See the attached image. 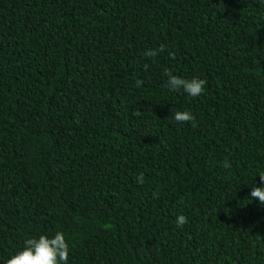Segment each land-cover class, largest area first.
<instances>
[{"label": "trees", "instance_id": "obj_1", "mask_svg": "<svg viewBox=\"0 0 264 264\" xmlns=\"http://www.w3.org/2000/svg\"><path fill=\"white\" fill-rule=\"evenodd\" d=\"M262 171L264 0H0V264H264Z\"/></svg>", "mask_w": 264, "mask_h": 264}, {"label": "clouds", "instance_id": "obj_2", "mask_svg": "<svg viewBox=\"0 0 264 264\" xmlns=\"http://www.w3.org/2000/svg\"><path fill=\"white\" fill-rule=\"evenodd\" d=\"M163 47H161V51ZM149 57L157 55L155 51L147 53ZM167 87L172 92L183 91L187 96L196 98L204 91L206 81L197 77L183 78L167 72ZM140 83V82H138ZM177 123L183 124L194 119L189 110L176 111L172 117ZM225 167L231 165L225 161ZM262 182L259 186L252 185L250 197L264 205V171L258 172L256 177ZM138 182H144L143 174L137 177ZM186 218L180 215L176 218V224L183 226ZM70 246L66 235L62 231H56L52 235L41 234L25 239L21 250L13 254L5 264H69Z\"/></svg>", "mask_w": 264, "mask_h": 264}]
</instances>
